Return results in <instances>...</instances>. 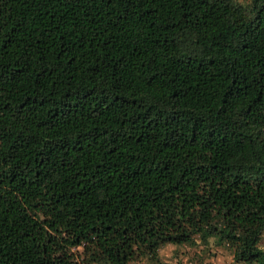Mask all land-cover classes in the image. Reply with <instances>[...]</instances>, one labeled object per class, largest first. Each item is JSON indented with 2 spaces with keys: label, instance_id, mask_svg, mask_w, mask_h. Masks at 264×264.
<instances>
[{
  "label": "trees",
  "instance_id": "1",
  "mask_svg": "<svg viewBox=\"0 0 264 264\" xmlns=\"http://www.w3.org/2000/svg\"><path fill=\"white\" fill-rule=\"evenodd\" d=\"M264 0H0V264H264Z\"/></svg>",
  "mask_w": 264,
  "mask_h": 264
},
{
  "label": "rangeland",
  "instance_id": "2",
  "mask_svg": "<svg viewBox=\"0 0 264 264\" xmlns=\"http://www.w3.org/2000/svg\"><path fill=\"white\" fill-rule=\"evenodd\" d=\"M260 242L264 243V232ZM158 255L166 264H245L233 261L230 249L221 243L215 244L213 238L207 245L165 243L158 249ZM143 260L129 264H143Z\"/></svg>",
  "mask_w": 264,
  "mask_h": 264
}]
</instances>
